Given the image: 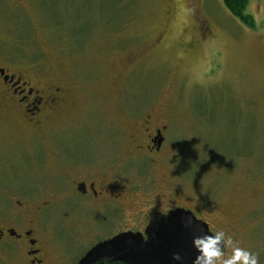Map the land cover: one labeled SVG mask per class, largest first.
Instances as JSON below:
<instances>
[{
    "label": "rangeland",
    "instance_id": "1",
    "mask_svg": "<svg viewBox=\"0 0 264 264\" xmlns=\"http://www.w3.org/2000/svg\"><path fill=\"white\" fill-rule=\"evenodd\" d=\"M245 14L253 28L221 0H0V64L11 55L10 70L26 80L76 88L59 126L63 152L91 156L85 172H124L128 206L110 209L112 234L150 210L204 209L213 233L224 230L264 264V0H249ZM163 126L158 154L136 152L145 127ZM16 152L11 187L20 191L29 168ZM37 172L45 193L56 174ZM76 204L62 222L56 204L45 214L67 252L57 248L62 264L89 249L96 226L107 228L104 216L94 220L99 207Z\"/></svg>",
    "mask_w": 264,
    "mask_h": 264
},
{
    "label": "flooded vegetation",
    "instance_id": "2",
    "mask_svg": "<svg viewBox=\"0 0 264 264\" xmlns=\"http://www.w3.org/2000/svg\"><path fill=\"white\" fill-rule=\"evenodd\" d=\"M2 61L0 167L4 164L8 171L0 175V264H62L57 248L62 247L66 254L67 252L64 250V244L56 240L51 230L52 220L49 221L45 215L54 204L61 210V222L64 217L73 216L78 211L77 202L86 207L89 204L100 208L99 213L94 212L95 221L98 217H105L107 228L102 230L96 226L102 233L93 238L95 240L92 245L75 264L92 247L118 234L130 232L144 236L155 215H167L176 209L191 213L197 221L207 225L210 233H213L211 223H215L216 220L208 217V214L203 215L204 209L193 210L172 205L163 210L144 212L135 227L127 228L123 225L120 231L112 234L110 226L114 212L111 210L116 206L123 213L128 206L124 203L129 192L122 177L124 172L120 171L119 166H109L107 170L98 174L93 168L85 172L95 163L91 156L82 158L74 153H64L61 146V137L66 131H62L59 126L76 104L70 107L69 100L70 98L74 100L76 88L65 81L43 80L42 76L36 82L30 78L26 80L10 70L15 63L11 55ZM146 119H149L148 115ZM145 124L148 125L147 121ZM165 129V126L161 129L145 127L144 132L148 133L143 140L145 146L135 145L136 152L144 150L149 155L158 154L165 141L163 136ZM111 137L112 135L108 138ZM16 149H21L25 159L24 168H29L30 175L27 173L30 178L25 181L27 185L18 183L21 188L23 187L20 191L11 187V183L20 174L11 168L13 157H18ZM105 165L104 163L100 166ZM44 168L53 170L56 177L45 193H39L35 187L36 179L34 180L32 175L38 174L37 171ZM66 201H69V207L64 205ZM207 217L212 222L207 220ZM65 231L64 229L63 232Z\"/></svg>",
    "mask_w": 264,
    "mask_h": 264
},
{
    "label": "water",
    "instance_id": "3",
    "mask_svg": "<svg viewBox=\"0 0 264 264\" xmlns=\"http://www.w3.org/2000/svg\"><path fill=\"white\" fill-rule=\"evenodd\" d=\"M205 234H211L206 224L176 209L155 215L144 236L118 234L92 247L77 264H96L102 258H107L108 264H192L198 255L192 241ZM174 255L182 259L174 260Z\"/></svg>",
    "mask_w": 264,
    "mask_h": 264
},
{
    "label": "clouds",
    "instance_id": "4",
    "mask_svg": "<svg viewBox=\"0 0 264 264\" xmlns=\"http://www.w3.org/2000/svg\"><path fill=\"white\" fill-rule=\"evenodd\" d=\"M198 255L192 264H259L258 255L249 249L240 246V241L224 230H218L210 235L197 236L192 241ZM225 246L230 251L225 254ZM174 260H181L179 255ZM96 264H108L107 258L97 261Z\"/></svg>",
    "mask_w": 264,
    "mask_h": 264
},
{
    "label": "trees",
    "instance_id": "5",
    "mask_svg": "<svg viewBox=\"0 0 264 264\" xmlns=\"http://www.w3.org/2000/svg\"><path fill=\"white\" fill-rule=\"evenodd\" d=\"M229 13L249 28L254 27V21L250 15L245 14L249 0H221Z\"/></svg>",
    "mask_w": 264,
    "mask_h": 264
}]
</instances>
